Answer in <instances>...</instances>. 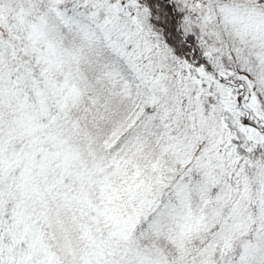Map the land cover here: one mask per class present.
I'll return each mask as SVG.
<instances>
[{"label":"snow or ice","instance_id":"obj_1","mask_svg":"<svg viewBox=\"0 0 264 264\" xmlns=\"http://www.w3.org/2000/svg\"><path fill=\"white\" fill-rule=\"evenodd\" d=\"M0 264H264V0H0Z\"/></svg>","mask_w":264,"mask_h":264}]
</instances>
